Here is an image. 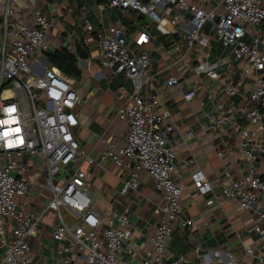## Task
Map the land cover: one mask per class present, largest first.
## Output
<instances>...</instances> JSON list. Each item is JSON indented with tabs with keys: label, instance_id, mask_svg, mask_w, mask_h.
Wrapping results in <instances>:
<instances>
[{
	"label": "built area",
	"instance_id": "obj_1",
	"mask_svg": "<svg viewBox=\"0 0 264 264\" xmlns=\"http://www.w3.org/2000/svg\"><path fill=\"white\" fill-rule=\"evenodd\" d=\"M106 1L109 7L144 16L163 34H177L179 53L173 61L177 73L166 80L167 86L179 84L190 68L196 74L218 77L203 60L207 52L199 51L203 58L197 65L188 62L195 42L209 46L210 35L201 32L205 24L229 48L230 57L245 64L238 79L224 85L223 92L227 96L237 93L244 78L250 76V94L235 106L217 102V114L204 127L214 130L236 120L247 172L232 178L225 170L218 194L213 193L201 168L190 176L199 194L213 193L206 204L233 199L238 209L251 210L254 222L250 231L261 244V249L253 244L243 247L248 259L217 248L200 264H264V170L258 167L264 164V35L260 28L264 0ZM169 16L177 23L175 29L169 28ZM54 26L39 0H0V264H45L30 241L38 236V226L46 224L48 213L54 216L51 239L59 244L51 264H193L184 254L174 256L168 248L176 224H193L181 206L185 187L181 169L195 159L174 161L176 146L168 137L173 130L170 111L157 113V97L147 92L154 79V36L142 29L129 37L125 27L115 23L98 31L94 40L102 68L122 74L131 83L130 90L119 84L123 101L115 111L128 121L125 140L117 144L113 138L103 139L100 154V162L109 159L115 166L127 167L128 177L111 194L112 205L103 208L97 205L90 186L88 171L94 159L78 139L83 96L73 77L46 63ZM183 96L191 100L195 89ZM141 172L153 179L162 200L156 213L164 214L145 247L130 238L131 200L127 197L139 188ZM29 173L39 180L43 201L38 203L39 209L29 201Z\"/></svg>",
	"mask_w": 264,
	"mask_h": 264
},
{
	"label": "crops",
	"instance_id": "obj_2",
	"mask_svg": "<svg viewBox=\"0 0 264 264\" xmlns=\"http://www.w3.org/2000/svg\"><path fill=\"white\" fill-rule=\"evenodd\" d=\"M39 6L55 23L50 40H55L58 36L67 38L70 34L71 41L65 40L63 46L68 49L73 47L72 52L76 55L74 46L70 43L74 45L75 40H78L88 53L85 61L79 60L76 55L79 67L81 65L86 68L88 76L92 78L89 82L90 89L81 92L84 102L80 109L78 139L80 145L94 159L88 172L97 205L110 207L111 194L128 177L127 167L115 166L109 159L100 162V154L103 139L113 138L117 144H123L125 140L128 121L116 116L115 111L123 101L118 91L119 84L123 83L130 90L131 83L124 81L122 74L115 75L109 69L102 68L94 45L98 31L110 24L121 23L129 37L136 36L142 29L154 36L155 41L151 46V74L154 79L148 83L147 92L157 97V113L166 109L170 111L169 122L173 130L168 137L176 146L174 161L179 163L190 157L195 159L193 164L181 169V179L185 185L181 206L185 217L191 218L193 224L186 227L179 223L175 225L168 243L169 250L174 256L184 254L194 264H200L217 248L230 251L241 259H248L243 251L245 245L253 244L261 249V244L250 231L254 222L251 210L238 209L237 202L233 199H224L220 204L211 205L205 201L207 196L219 193L225 170L231 173L232 178H238L247 172L248 167L240 149L241 137L235 131L236 120L231 119L214 130L204 125L208 126L217 114V102L238 105L253 89V79L246 76L237 93L230 96L224 94V85L237 80L245 64L230 57L229 48L214 38L209 24L201 29L202 33L210 35L209 46H200L195 42V50L189 54L188 62L191 66L197 65L203 58L199 51L203 50L208 53L203 60L218 77L209 78L205 72L196 74L190 68L181 75L179 84L167 86L166 80L177 73V67L173 64L179 53L176 48L177 34H163L144 16L109 7L106 0H39ZM168 25L171 29L177 26L176 22H172V16H169ZM190 89H195L196 96L186 100L183 94ZM258 167L261 171L264 170V164L259 163ZM196 168L205 172L212 184L213 193L203 196L196 191L190 176ZM29 174V201L32 207L39 209L38 203L42 201L39 180L36 179V174ZM127 197L131 200L130 238L145 247L164 216L156 213L157 207L162 204L160 194L153 179L146 172H141L139 188L131 191ZM18 199L20 202L24 201L23 198ZM44 220L46 224L38 226L39 234L30 241V246L35 254L45 260V264H51L59 244L51 239L53 214L48 213ZM1 257L0 247V262ZM125 257L122 253L121 258Z\"/></svg>",
	"mask_w": 264,
	"mask_h": 264
},
{
	"label": "trees",
	"instance_id": "obj_3",
	"mask_svg": "<svg viewBox=\"0 0 264 264\" xmlns=\"http://www.w3.org/2000/svg\"><path fill=\"white\" fill-rule=\"evenodd\" d=\"M262 27L264 31L263 24ZM47 59L49 65L58 67L64 74L77 79L82 77V70L78 65L77 56L66 46L48 52Z\"/></svg>",
	"mask_w": 264,
	"mask_h": 264
},
{
	"label": "rangeland",
	"instance_id": "obj_4",
	"mask_svg": "<svg viewBox=\"0 0 264 264\" xmlns=\"http://www.w3.org/2000/svg\"><path fill=\"white\" fill-rule=\"evenodd\" d=\"M262 23L264 26V22H262ZM260 28L262 29L261 25H260ZM262 35H264L263 30H262ZM51 40L53 43L51 42V47H50L48 52H52L53 50L62 47L65 44L64 41L66 40V38H64L63 36H60V37L58 36L55 40H53V39H51ZM70 45L74 46L73 43L72 44L70 43ZM70 50L73 51V47L72 48L70 47ZM80 68H81L84 75L80 79L75 78V81H76V87L78 88L79 92L81 93V92L88 91V89H90L89 82L92 78H90L88 76L89 73H88V70L86 68L81 67V65H80Z\"/></svg>",
	"mask_w": 264,
	"mask_h": 264
},
{
	"label": "water",
	"instance_id": "obj_5",
	"mask_svg": "<svg viewBox=\"0 0 264 264\" xmlns=\"http://www.w3.org/2000/svg\"><path fill=\"white\" fill-rule=\"evenodd\" d=\"M74 50L76 55L78 56L79 60L85 61L88 58V53L85 47L79 42L78 40H75L74 42ZM47 63V60H46Z\"/></svg>",
	"mask_w": 264,
	"mask_h": 264
}]
</instances>
